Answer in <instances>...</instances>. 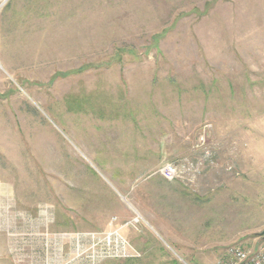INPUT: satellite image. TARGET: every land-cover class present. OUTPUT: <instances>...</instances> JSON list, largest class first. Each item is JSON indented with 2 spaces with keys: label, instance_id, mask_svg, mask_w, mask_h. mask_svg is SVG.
I'll list each match as a JSON object with an SVG mask.
<instances>
[{
  "label": "rangeland",
  "instance_id": "rangeland-1",
  "mask_svg": "<svg viewBox=\"0 0 264 264\" xmlns=\"http://www.w3.org/2000/svg\"><path fill=\"white\" fill-rule=\"evenodd\" d=\"M263 231L264 0H0V264H216Z\"/></svg>",
  "mask_w": 264,
  "mask_h": 264
},
{
  "label": "built area",
  "instance_id": "built-area-1",
  "mask_svg": "<svg viewBox=\"0 0 264 264\" xmlns=\"http://www.w3.org/2000/svg\"><path fill=\"white\" fill-rule=\"evenodd\" d=\"M159 173L168 181L180 177L174 165L161 167ZM216 264H264V243L256 250H246L236 247L227 249Z\"/></svg>",
  "mask_w": 264,
  "mask_h": 264
},
{
  "label": "water",
  "instance_id": "water-1",
  "mask_svg": "<svg viewBox=\"0 0 264 264\" xmlns=\"http://www.w3.org/2000/svg\"><path fill=\"white\" fill-rule=\"evenodd\" d=\"M262 236H263V239H264V231H263V233H262Z\"/></svg>",
  "mask_w": 264,
  "mask_h": 264
}]
</instances>
